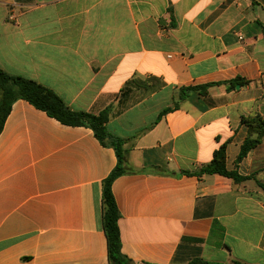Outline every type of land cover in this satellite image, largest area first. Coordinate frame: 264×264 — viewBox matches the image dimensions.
I'll use <instances>...</instances> for the list:
<instances>
[{
  "label": "crops",
  "instance_id": "obj_1",
  "mask_svg": "<svg viewBox=\"0 0 264 264\" xmlns=\"http://www.w3.org/2000/svg\"><path fill=\"white\" fill-rule=\"evenodd\" d=\"M0 69L72 111L109 108L134 170L111 187L131 264H264V135L238 161L257 137L242 118L264 122V0H0ZM190 87L206 90L180 96ZM223 144L245 180L181 173ZM116 162L90 128L15 101L0 264H108L101 193Z\"/></svg>",
  "mask_w": 264,
  "mask_h": 264
},
{
  "label": "trees",
  "instance_id": "obj_2",
  "mask_svg": "<svg viewBox=\"0 0 264 264\" xmlns=\"http://www.w3.org/2000/svg\"><path fill=\"white\" fill-rule=\"evenodd\" d=\"M206 87H190L180 90V96L186 92H205ZM181 98V97H180ZM17 100H23L38 110L45 112L49 117L56 119L59 123L70 127L90 128L95 138L104 146L111 147L116 155V165L102 182L101 193V218L102 229L106 238L107 260L108 264H131L130 260L121 251V239L118 226L119 212L112 193L113 181L125 174L134 172L128 162V151L125 140L112 136L106 125L109 120V108L104 109L98 114L86 112H76L69 109L64 102L51 90L41 84L23 78L21 76L9 75L0 69V132L5 120L10 113L12 104ZM169 110L163 111L166 113ZM249 131L253 129L257 137L252 139L248 137L240 150L238 161L244 157L248 151L256 147L260 137L264 135V122L259 118L243 119ZM225 144L221 145L212 156L210 163L201 167L197 172H181L182 174L201 175L218 174L231 178L235 182H240L246 178L241 177L236 171H227L225 167ZM264 190V186H262ZM201 261H195L191 264H202ZM232 264H241L233 262Z\"/></svg>",
  "mask_w": 264,
  "mask_h": 264
},
{
  "label": "built area",
  "instance_id": "obj_3",
  "mask_svg": "<svg viewBox=\"0 0 264 264\" xmlns=\"http://www.w3.org/2000/svg\"><path fill=\"white\" fill-rule=\"evenodd\" d=\"M238 39H239V40H241V39H242V37H239Z\"/></svg>",
  "mask_w": 264,
  "mask_h": 264
}]
</instances>
